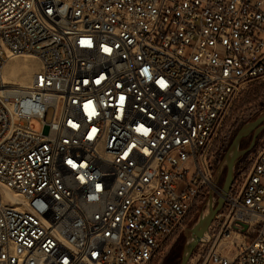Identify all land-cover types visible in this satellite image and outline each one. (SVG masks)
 Wrapping results in <instances>:
<instances>
[{
  "label": "built area",
  "instance_id": "obj_1",
  "mask_svg": "<svg viewBox=\"0 0 264 264\" xmlns=\"http://www.w3.org/2000/svg\"><path fill=\"white\" fill-rule=\"evenodd\" d=\"M259 82L264 0H0V264H152L221 196L215 141ZM248 163L189 264H264V146Z\"/></svg>",
  "mask_w": 264,
  "mask_h": 264
},
{
  "label": "rangeland",
  "instance_id": "obj_2",
  "mask_svg": "<svg viewBox=\"0 0 264 264\" xmlns=\"http://www.w3.org/2000/svg\"><path fill=\"white\" fill-rule=\"evenodd\" d=\"M37 61L33 58L17 57L10 60L2 73L6 75V82H19L21 85L29 83L33 72L37 70ZM12 70V71H11ZM264 114V82H259L249 86L238 98L230 103L227 110V115L223 121L219 136L215 141V151L218 154L216 164L214 165V172L217 174L220 167L221 173L217 179V187L220 189L223 185L225 177L224 155L231 144L237 131L247 123L253 122ZM52 116L50 110L46 115V121L49 122ZM31 126L36 131H42L41 120L32 119ZM252 136L244 138L240 145L239 151H246V153L238 159L233 170V183L239 181L241 174L246 170L249 163L248 160L251 154L255 153L260 147L264 146V130L261 131L255 139L254 145L249 149ZM217 177V176H216ZM218 196L206 198L196 204L188 215L185 217L182 229L179 230L167 242L166 247L160 255L153 261L152 264H179L183 252V248L189 237V230L197 223L201 216H204L209 209V202H212L215 208ZM196 249V248H195ZM195 249L190 257L195 254ZM190 259L187 264L190 263Z\"/></svg>",
  "mask_w": 264,
  "mask_h": 264
},
{
  "label": "water",
  "instance_id": "obj_3",
  "mask_svg": "<svg viewBox=\"0 0 264 264\" xmlns=\"http://www.w3.org/2000/svg\"><path fill=\"white\" fill-rule=\"evenodd\" d=\"M264 130V114L260 116L253 122L247 123L242 126L237 133L235 134L233 140L231 141L230 146L228 147L225 155H224V168H225V177L223 181V185L221 188V196L217 199V204L215 208L210 201L208 212L205 216H201L197 223L189 230L188 240L183 248V252L180 258L179 264H187L193 250L196 248L200 239L207 231L209 225L213 221L215 215L218 211H220L224 205V197L228 194L232 183H233V170L236 162L240 157H242L246 151H239V145L241 141L248 137L252 136V140L249 146V149L253 147L256 136ZM221 173L220 167L218 168V172L216 174V178L218 179L219 174ZM217 179L215 180L217 182Z\"/></svg>",
  "mask_w": 264,
  "mask_h": 264
},
{
  "label": "bare ground",
  "instance_id": "obj_4",
  "mask_svg": "<svg viewBox=\"0 0 264 264\" xmlns=\"http://www.w3.org/2000/svg\"><path fill=\"white\" fill-rule=\"evenodd\" d=\"M26 58H33V57H28V56H25ZM24 57V58H25ZM34 59V58H33ZM12 71V70H11ZM33 74H34V72H33ZM33 74H32V76H33ZM32 76H31V79H32ZM31 79H30V81H29V83L28 84H26V85H21V83H19V82H12V83H10V82H6L7 81V78H6V75H5V73H4V75L2 76V80H3V82L5 83V84H10V85H19V86H27V85H29L30 84V82H31ZM221 170V169H220ZM9 199H14V198H16V197H13V196H7ZM210 203V202H209ZM208 211V210H207ZM207 213H205V215H206ZM204 215V216H205ZM205 234V233H204ZM203 237V236H202Z\"/></svg>",
  "mask_w": 264,
  "mask_h": 264
}]
</instances>
